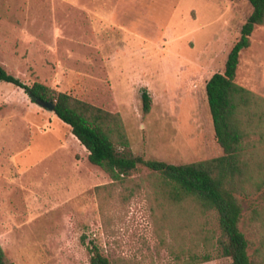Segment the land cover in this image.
<instances>
[{"label": "rangeland", "instance_id": "obj_1", "mask_svg": "<svg viewBox=\"0 0 264 264\" xmlns=\"http://www.w3.org/2000/svg\"><path fill=\"white\" fill-rule=\"evenodd\" d=\"M252 12L248 0H0V65L26 85L120 115L129 147L119 152L211 160L224 152L206 85ZM236 82L264 98V26L241 53ZM159 182L139 168L112 185L69 125L0 82V248L13 264H90V243L112 264H231L218 215L190 198L164 201ZM250 191L240 226L264 264V197Z\"/></svg>", "mask_w": 264, "mask_h": 264}, {"label": "trees", "instance_id": "obj_2", "mask_svg": "<svg viewBox=\"0 0 264 264\" xmlns=\"http://www.w3.org/2000/svg\"><path fill=\"white\" fill-rule=\"evenodd\" d=\"M248 1L253 12L242 27L240 39L229 53L223 72L215 73L206 85L215 137L224 152L215 159L175 165L119 152L117 146L129 147L120 115L42 83L26 85L0 65V82L24 89L33 103L55 105L54 113L71 127L72 134L88 150L89 161L108 174L112 185L146 168L160 179L158 188L164 201L180 203L190 198L214 211L220 229L218 245L231 264H258L249 252L250 243L240 224L250 190L264 197V133L260 130L264 125V98L236 82L241 53L251 46L255 29L264 26V0ZM142 101L144 113L149 114L152 99L147 90L143 91ZM88 250L90 264H112L94 243L88 245ZM209 260L205 256L191 264ZM0 264H13L2 248Z\"/></svg>", "mask_w": 264, "mask_h": 264}, {"label": "water", "instance_id": "obj_3", "mask_svg": "<svg viewBox=\"0 0 264 264\" xmlns=\"http://www.w3.org/2000/svg\"><path fill=\"white\" fill-rule=\"evenodd\" d=\"M38 104L49 111H55V105L51 102L40 101Z\"/></svg>", "mask_w": 264, "mask_h": 264}]
</instances>
